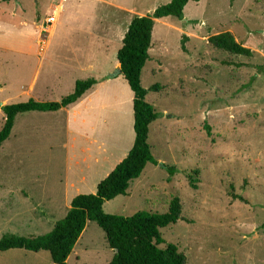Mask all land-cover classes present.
<instances>
[{
  "label": "rangeland",
  "instance_id": "rangeland-1",
  "mask_svg": "<svg viewBox=\"0 0 264 264\" xmlns=\"http://www.w3.org/2000/svg\"><path fill=\"white\" fill-rule=\"evenodd\" d=\"M50 1L0 0V101H60L78 79L97 83L68 108L15 117L0 147V237L49 232L129 151L133 93L118 74L117 51L133 16L170 2L53 0L49 9ZM183 13L155 21L141 73L158 112L152 155L176 171L147 163L103 210L165 212L178 197L182 219L160 230V247L176 245L186 264H264V72L256 68L264 65V0H191ZM225 31L252 55L208 42ZM113 253L88 221L68 264H108ZM43 262L52 264L47 251L0 252V264Z\"/></svg>",
  "mask_w": 264,
  "mask_h": 264
},
{
  "label": "trees",
  "instance_id": "trees-1",
  "mask_svg": "<svg viewBox=\"0 0 264 264\" xmlns=\"http://www.w3.org/2000/svg\"><path fill=\"white\" fill-rule=\"evenodd\" d=\"M191 0H170L156 7L151 13L133 16L117 51L118 74L127 82L133 93L134 141L126 155L97 184L94 193L78 194L70 202L66 215L58 220L53 228L44 234L23 236L5 233L0 237V252L25 250L30 252L47 251L53 264H68V257L84 231L88 221H94L103 231L113 257L108 264H186L185 255L176 245L164 243L160 230L182 219V203L173 197L165 212L139 210L123 216L104 212L103 204L119 195H126L131 181L138 178L147 163L166 168L170 176L176 168L160 164L152 155L148 142L149 127L157 119L158 112L146 100L148 90L141 84V73L150 59L152 34L157 19L170 16L183 19L184 7ZM197 1V0H194ZM208 42L216 49L250 57L252 50L238 43L229 31L211 35ZM183 46V45H182ZM184 49V46L182 47ZM260 73L264 65H257ZM95 78L78 79L73 91L60 101L41 102L33 98L26 101L5 104L1 107L4 123L0 129V147L11 134L17 114L27 111L51 112L68 107L91 89ZM149 90H158L157 85ZM196 173L198 171H195ZM191 187L195 179L189 177Z\"/></svg>",
  "mask_w": 264,
  "mask_h": 264
},
{
  "label": "crops",
  "instance_id": "crops-1",
  "mask_svg": "<svg viewBox=\"0 0 264 264\" xmlns=\"http://www.w3.org/2000/svg\"><path fill=\"white\" fill-rule=\"evenodd\" d=\"M51 3H50V5L48 6V8L49 9H51L52 7H55L56 5H55V3H54V1L53 0H51L50 1ZM112 4H114L118 9H117V11H120L121 9H123V8H125V4H119V3H117V2H111ZM64 7V6H63ZM121 8V9H120ZM63 12H64V10H63ZM129 23H130V21H129ZM127 30V27H126V29H125V31ZM124 36V35H123ZM96 85V84H95ZM94 85V86H95ZM93 86V87H94ZM90 90V89H89ZM88 90V91H89ZM87 91V92H88ZM87 92L85 93V94H83V96L79 99V100H77L76 102H79L80 100H82L83 98H85V96H86V94H87ZM75 102V103H76ZM75 103H73V104H75ZM73 104H71V105H73ZM71 105H69L68 107H70ZM68 107H66V108H68ZM40 252V251H39ZM45 262H43L42 264H44ZM53 264V263H52Z\"/></svg>",
  "mask_w": 264,
  "mask_h": 264
},
{
  "label": "water",
  "instance_id": "water-1",
  "mask_svg": "<svg viewBox=\"0 0 264 264\" xmlns=\"http://www.w3.org/2000/svg\"><path fill=\"white\" fill-rule=\"evenodd\" d=\"M3 105H4L3 102L0 101V108H1Z\"/></svg>",
  "mask_w": 264,
  "mask_h": 264
}]
</instances>
